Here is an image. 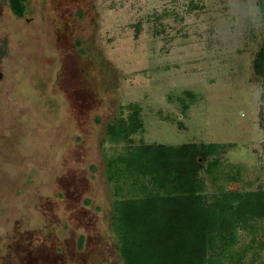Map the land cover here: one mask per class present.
Here are the masks:
<instances>
[{"label": "rangeland", "instance_id": "1", "mask_svg": "<svg viewBox=\"0 0 264 264\" xmlns=\"http://www.w3.org/2000/svg\"><path fill=\"white\" fill-rule=\"evenodd\" d=\"M25 8L19 19L0 2V264H123L106 176L114 144L104 141L120 106L140 107L135 144H232L209 194L264 190L257 0ZM185 92L196 98L183 111Z\"/></svg>", "mask_w": 264, "mask_h": 264}, {"label": "trees", "instance_id": "2", "mask_svg": "<svg viewBox=\"0 0 264 264\" xmlns=\"http://www.w3.org/2000/svg\"><path fill=\"white\" fill-rule=\"evenodd\" d=\"M22 17L28 0H7ZM264 19V0H257ZM264 86V45L252 62ZM184 111L195 101L185 92ZM140 107L120 106L105 127L113 143L106 176L113 190L111 229L123 264H264L259 234L264 226V190L226 189L209 194L232 144H135L143 130Z\"/></svg>", "mask_w": 264, "mask_h": 264}, {"label": "flooded vegetation", "instance_id": "3", "mask_svg": "<svg viewBox=\"0 0 264 264\" xmlns=\"http://www.w3.org/2000/svg\"><path fill=\"white\" fill-rule=\"evenodd\" d=\"M1 1H3V2H7V0H0V2ZM29 1V0H28ZM8 3V2H7ZM9 6V5H8ZM25 11H26V8H25ZM13 14V13H12ZM24 15H25V13H24ZM24 15L22 16V17H17V18H19V19H21V18H23L24 17ZM16 17V16H15ZM4 57V53H3V51H1L0 50V59L1 58H3ZM0 77H1V72H0Z\"/></svg>", "mask_w": 264, "mask_h": 264}]
</instances>
